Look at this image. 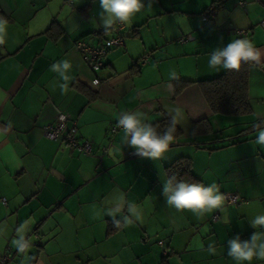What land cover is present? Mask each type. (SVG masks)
Here are the masks:
<instances>
[{"label": "crops", "instance_id": "obj_1", "mask_svg": "<svg viewBox=\"0 0 264 264\" xmlns=\"http://www.w3.org/2000/svg\"><path fill=\"white\" fill-rule=\"evenodd\" d=\"M238 1L153 0L151 10L124 24V43L108 50L95 86V73L74 42L96 45L111 35L93 26L100 23L98 0H0V17L7 20L0 34V251L10 246V264H235L227 256L228 239H250L257 229L249 220L264 214V146L254 142L256 126L264 128V57L248 63L247 114L212 113L197 83L175 92L173 79L222 73L208 66V54L233 39L264 50V0ZM207 11L211 17L203 20ZM234 28L252 32L239 36ZM146 53L148 61L139 66ZM65 61L66 82L54 67ZM173 108L180 110L182 132L167 159L141 158L124 144L121 128L110 131L123 111L142 112L152 123L171 117ZM58 111L76 124L79 140L91 143L90 153L43 134ZM203 117L211 131L193 134L192 122ZM180 156L191 159L199 182L216 183L240 201L224 200L201 218L168 208L164 167ZM121 194L120 224L111 230L107 209ZM34 233L37 245L20 252L14 242L32 241ZM159 239L169 249L165 257Z\"/></svg>", "mask_w": 264, "mask_h": 264}, {"label": "clouds", "instance_id": "obj_2", "mask_svg": "<svg viewBox=\"0 0 264 264\" xmlns=\"http://www.w3.org/2000/svg\"><path fill=\"white\" fill-rule=\"evenodd\" d=\"M95 2V0H94ZM100 12V23L93 22L94 27H103L104 32H108L116 24H130L132 18L144 10L152 9L153 0H98ZM7 20L0 17V34L5 31ZM3 40L0 38V43ZM208 66L212 69L220 70H239L242 63L258 65L264 57V50L255 46L248 39H233L223 47H217L209 54ZM60 70L61 76L66 82L69 77L65 72L70 68L69 62H63L62 66H54ZM172 75H175L173 73ZM62 94L67 92V84L60 85ZM171 119L164 131H158L157 127L146 121L144 113L139 111H123L117 114V127L124 133V144L134 149L137 156L149 158L154 161L167 159L166 153L170 145L175 141L176 125L179 122L177 117L180 114L178 108L170 109ZM258 134L255 144L264 146V128L258 124ZM162 195L165 198L166 206L177 211L189 210L197 218L203 217L207 213L221 209L225 200L224 194L216 183L205 185L202 182H188L184 179H178L175 175L167 176L163 181ZM112 207L107 209V214L113 217L114 224H119L115 217L119 215L124 208V197L114 198ZM128 211L133 212V206L128 205ZM136 215V219L141 217ZM124 222L130 223L127 216ZM252 228L257 229L250 239L241 240L239 235L230 238L227 241V256L235 264H252V261H264V214L257 215L249 220ZM20 252H24L29 246L24 242L23 237L14 242ZM207 251L210 254L216 253L213 244H209Z\"/></svg>", "mask_w": 264, "mask_h": 264}, {"label": "trees", "instance_id": "obj_3", "mask_svg": "<svg viewBox=\"0 0 264 264\" xmlns=\"http://www.w3.org/2000/svg\"><path fill=\"white\" fill-rule=\"evenodd\" d=\"M51 27L53 26H50V28L47 30H51ZM192 82L198 84L202 96L212 113L242 115L251 112V106L248 98V64L242 63L239 70H224L219 75L208 79L197 81L173 79L175 92L180 91L185 85ZM170 119L171 117L169 115L164 114L161 119L152 122V124L157 127L158 131L162 132L169 124ZM176 129L177 131L175 133V137L179 136L182 132L178 125H176ZM210 131L211 126L206 117L194 120L192 122L193 134L207 133ZM164 172L166 177L175 175L178 179H184L188 182H199V179L192 171V161L188 156H180L176 158L164 167ZM112 224L113 226H110L109 228L114 230L120 223L114 224L113 222ZM37 243L38 242L36 240L35 245H37ZM158 245L161 247L163 257L169 254V249L164 245L163 240L162 245ZM163 248H166L168 252L164 254ZM11 252L13 258L14 252L12 250Z\"/></svg>", "mask_w": 264, "mask_h": 264}, {"label": "built area", "instance_id": "obj_4", "mask_svg": "<svg viewBox=\"0 0 264 264\" xmlns=\"http://www.w3.org/2000/svg\"><path fill=\"white\" fill-rule=\"evenodd\" d=\"M238 4L240 6L245 5V0H239ZM211 17V12L207 11L202 15L203 20H208ZM259 25L264 26V19H261ZM124 24H116L111 29V35L101 41L99 44L93 45L88 43L82 38L75 40L74 46L81 54L85 63L89 68L95 73L91 82L93 85L97 86L100 83V78L96 75L103 66H104V57L109 49L113 47H118L123 45L124 38L122 36V29ZM233 32L239 36H246L252 32V28H234ZM191 36L187 35L179 38L178 40L184 42L190 39ZM148 61V54H144L139 59V66ZM43 134L49 139H61L75 150L83 153H89L91 144L88 140H79L77 135V126L74 122L69 120V116L66 112L58 111L55 117V120L52 123H49L44 126ZM119 127H117V120L110 127L111 132H115ZM225 201L228 204L237 203L238 197L235 193H224ZM3 199V198H2ZM216 218V215L213 216ZM34 240L29 241L28 238H24V242L29 245V243L35 244L38 235L37 233L33 234ZM158 244L162 245V240H158ZM164 254L167 253V249L163 248ZM12 258V252L10 247L7 245L3 250L0 251V264H9L10 259Z\"/></svg>", "mask_w": 264, "mask_h": 264}]
</instances>
